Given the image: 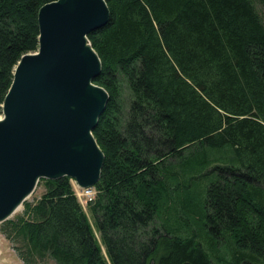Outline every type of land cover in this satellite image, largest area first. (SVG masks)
Instances as JSON below:
<instances>
[{"label": "trees", "instance_id": "16d2710c", "mask_svg": "<svg viewBox=\"0 0 264 264\" xmlns=\"http://www.w3.org/2000/svg\"><path fill=\"white\" fill-rule=\"evenodd\" d=\"M51 1L0 0V115ZM106 2L108 23L88 35L110 96L93 131L105 154L89 205L101 242L67 176L42 178L32 218L6 221L30 254L61 264H264V24L251 0ZM182 177L185 190L197 184L190 203L177 198Z\"/></svg>", "mask_w": 264, "mask_h": 264}, {"label": "water", "instance_id": "95a60500", "mask_svg": "<svg viewBox=\"0 0 264 264\" xmlns=\"http://www.w3.org/2000/svg\"><path fill=\"white\" fill-rule=\"evenodd\" d=\"M110 19L106 0H54L38 11L39 46L24 54L0 115V221L42 178L96 186L105 154L93 131L109 101L88 35ZM93 84L98 85L94 87Z\"/></svg>", "mask_w": 264, "mask_h": 264}, {"label": "rangeland", "instance_id": "374dc122", "mask_svg": "<svg viewBox=\"0 0 264 264\" xmlns=\"http://www.w3.org/2000/svg\"><path fill=\"white\" fill-rule=\"evenodd\" d=\"M251 2L256 10V13L258 14L262 23L264 24V0H251ZM132 98L133 97L131 96V91L128 85L126 84V82H124L122 84L121 98H120L121 108L123 110V114H122L123 119L127 115V111L129 110V106L132 101ZM230 155H231V149L226 148L224 149L223 152H220L217 156L219 157L227 156L228 157ZM180 161H181L180 158L170 159V162H173L175 165H177ZM188 175L190 176V174ZM192 175H195V174H192ZM184 178L185 177H182L183 183L181 184L180 189L176 194H177V198L179 199L182 198L183 201H186V202L188 201V203H190L191 198L195 199L198 196L199 192L197 190V184L194 183V181L191 178H188L187 180V182H191L190 183L191 185L189 186L188 190H185L184 188L185 181H183ZM71 183L75 189L76 182L73 179H71ZM45 192H46V187L44 185V182L38 183L34 192L26 199L22 207L7 220L17 223L21 219H31L32 218L31 214H28L26 210L27 206L35 205L40 200V198ZM176 194H174L173 196V198L175 199H176ZM178 202L180 203L181 201H178ZM84 208L90 218V221L93 225L95 233L101 242L100 233L97 229L95 218L92 215L90 206H84ZM179 215L181 214H176V216H179ZM8 221L6 220L0 221V264H61L49 254L39 255L36 252L33 254H30L28 246H27V241L23 238V236L20 233L17 232V230L15 229V226H13V224L11 222L9 223ZM184 221H185L184 218H181V219L176 218V220L172 224H174L173 225L174 227L179 228L180 226H183L185 224ZM155 224L157 226L162 225L161 221L158 219L155 221ZM103 250L105 252L104 247H103ZM22 251L25 254H27V258L29 260H26L25 258H23ZM224 251L225 250L223 249L222 253ZM215 264H218V263L215 262Z\"/></svg>", "mask_w": 264, "mask_h": 264}, {"label": "built area", "instance_id": "2783aa9c", "mask_svg": "<svg viewBox=\"0 0 264 264\" xmlns=\"http://www.w3.org/2000/svg\"><path fill=\"white\" fill-rule=\"evenodd\" d=\"M75 192L83 206H88L91 202H94L97 197V189L94 186L81 188L76 184Z\"/></svg>", "mask_w": 264, "mask_h": 264}, {"label": "bare ground", "instance_id": "6f19581e", "mask_svg": "<svg viewBox=\"0 0 264 264\" xmlns=\"http://www.w3.org/2000/svg\"><path fill=\"white\" fill-rule=\"evenodd\" d=\"M95 83H96V82H95ZM93 86H94V87L97 86V88H98V85H96V84H95V85L93 84ZM0 119H1V117H0ZM95 187H96V186H95ZM21 207H22V205L18 206V207L16 208V210L14 211V213H16ZM14 213H13V214H14ZM13 214H12V215H13ZM12 215H11V216H12Z\"/></svg>", "mask_w": 264, "mask_h": 264}]
</instances>
